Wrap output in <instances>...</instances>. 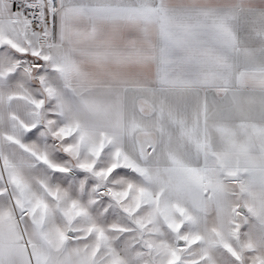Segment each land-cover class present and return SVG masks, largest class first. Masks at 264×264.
<instances>
[{
	"label": "crops",
	"instance_id": "1",
	"mask_svg": "<svg viewBox=\"0 0 264 264\" xmlns=\"http://www.w3.org/2000/svg\"><path fill=\"white\" fill-rule=\"evenodd\" d=\"M33 5L42 9L37 27L25 17ZM0 34L9 48L0 69L8 162L32 159L10 55L25 58L28 75L42 43L68 99L95 104L83 121L110 156L194 168L215 157L264 160V0H0ZM149 136L156 142L144 158L138 145ZM0 264H34L27 242L0 239Z\"/></svg>",
	"mask_w": 264,
	"mask_h": 264
},
{
	"label": "rangeland",
	"instance_id": "2",
	"mask_svg": "<svg viewBox=\"0 0 264 264\" xmlns=\"http://www.w3.org/2000/svg\"><path fill=\"white\" fill-rule=\"evenodd\" d=\"M46 46L28 75L18 64L25 58L10 55L32 159L8 162L0 148V239L26 241L34 264H264V160L215 157L194 168L110 156L83 121L95 104L68 99ZM192 184L213 195V212L190 204ZM238 190L247 214L236 210Z\"/></svg>",
	"mask_w": 264,
	"mask_h": 264
},
{
	"label": "water",
	"instance_id": "3",
	"mask_svg": "<svg viewBox=\"0 0 264 264\" xmlns=\"http://www.w3.org/2000/svg\"><path fill=\"white\" fill-rule=\"evenodd\" d=\"M142 106H143L142 110H144V112H148L152 110V107H150V105L144 104ZM155 142H156L155 137L149 136L144 141L139 143L138 150L142 155H144V158H146L149 155V152L155 146ZM188 197H189L190 204L198 211H202L205 213H211L215 209V199L213 195L210 194L205 188L199 187L194 184L190 185L188 187ZM236 210L243 214L249 213V209L244 201L243 193L241 190H238V193H237ZM67 233L69 235H72L73 230L69 227ZM183 243H184V240L181 239L179 236H176V244L182 245Z\"/></svg>",
	"mask_w": 264,
	"mask_h": 264
},
{
	"label": "built area",
	"instance_id": "4",
	"mask_svg": "<svg viewBox=\"0 0 264 264\" xmlns=\"http://www.w3.org/2000/svg\"><path fill=\"white\" fill-rule=\"evenodd\" d=\"M17 12H21L22 9L17 7ZM26 20L31 26L37 27L40 25L42 21V9L40 6H30L25 13Z\"/></svg>",
	"mask_w": 264,
	"mask_h": 264
}]
</instances>
